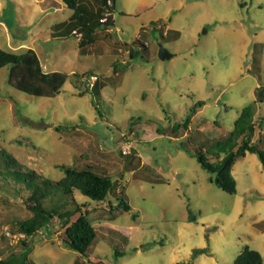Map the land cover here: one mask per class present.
<instances>
[{
    "label": "rangeland",
    "instance_id": "rangeland-1",
    "mask_svg": "<svg viewBox=\"0 0 264 264\" xmlns=\"http://www.w3.org/2000/svg\"><path fill=\"white\" fill-rule=\"evenodd\" d=\"M113 1L100 15V0H80L108 23L81 46L82 33L66 37L55 28L74 14L68 6L0 0V48L34 49L43 71L65 75L58 94L37 97L15 87L11 65L0 69V151L39 182L62 179L63 165H89L123 192L103 202L78 190L67 200L45 197L47 208H74L72 198L86 205L97 238L82 255L64 242L58 216L31 236L19 230L34 214L31 190L2 173L0 157V260L19 264L26 253V264H177L207 248L193 264H234L247 247L264 260L259 156L237 159L236 194L220 189L196 157L250 105L253 141L264 150V0ZM160 44L171 59L159 58ZM199 101L204 106L193 111Z\"/></svg>",
    "mask_w": 264,
    "mask_h": 264
},
{
    "label": "trees",
    "instance_id": "trees-1",
    "mask_svg": "<svg viewBox=\"0 0 264 264\" xmlns=\"http://www.w3.org/2000/svg\"><path fill=\"white\" fill-rule=\"evenodd\" d=\"M63 2L74 10V14L69 20L56 24L55 28L60 30L61 36L66 37H70L71 34L82 33L81 46L88 43V38L89 41L91 40L90 36L94 34L97 25L108 24L102 21L103 17L98 18L95 14L92 17L80 0H63ZM100 2L102 3V0ZM102 5L100 15L106 12V9L112 11L115 7L114 1L109 6L104 0ZM91 18H94L93 22L89 21ZM138 45L146 51L149 49L144 42H140ZM129 57L132 60L136 58L132 49ZM8 65L12 67L10 76L15 81V87L32 96L53 97L59 93L65 82V75L61 72H44L36 51L31 48L23 53H15L0 48V69ZM202 106H204V102L199 101L192 110L195 111L196 108ZM254 113L253 105L245 107L240 117L235 121L234 128L224 138L211 143L208 148H205V151L200 150L196 154L200 164L214 175L212 181L229 194L237 193V182L232 173V168L239 157L244 156L247 152L257 154L264 167V150L253 141L256 131L253 120ZM185 128H189L188 125H185ZM0 157L3 159L1 160L3 163L2 173L14 177L19 183L25 182L31 190L27 201L31 203L30 208L34 214L31 218L18 222L19 230L31 236L40 228L45 227L52 218L58 216L62 221V227L65 228L64 242L66 245L70 249L86 255L97 238V230L87 216L86 205L76 203L75 198H72V202L76 204L74 208H67L66 206L47 208L43 202L45 197L53 192L59 193L61 198L67 200L68 196H72L75 190L98 202L105 201L110 193L121 195L123 192L118 191L110 173L89 165L86 167L63 165L61 168L64 170L65 176L62 179L53 182L41 178L39 182L34 172L23 170L8 152L1 150ZM119 200L121 201L120 208L125 211H132L129 204L125 203L123 199V201L120 198ZM77 214H79L78 218L73 221V217ZM191 219L192 221L196 220L194 217ZM208 251L207 248L195 249L189 262L177 264H193L196 257L208 253ZM23 259L24 262L19 264L27 263L26 253L23 255ZM0 263L9 264L8 260H0ZM234 264H264V260L259 251L247 247L236 257Z\"/></svg>",
    "mask_w": 264,
    "mask_h": 264
},
{
    "label": "crops",
    "instance_id": "crops-1",
    "mask_svg": "<svg viewBox=\"0 0 264 264\" xmlns=\"http://www.w3.org/2000/svg\"><path fill=\"white\" fill-rule=\"evenodd\" d=\"M108 1H112V0H106V2L108 3ZM38 2H40L41 4H43V6L45 7V9L51 10L52 8L59 10L63 7V5H66L63 0H38ZM102 4H104V0H102ZM115 4V3H114ZM108 5V4H107ZM67 6V5H66ZM87 12H89L88 8H87ZM67 21V20H65ZM63 22V21H62ZM114 20L112 22V25L114 24ZM61 23V22H58ZM56 23V24H58ZM112 29V28H111ZM78 36H80V33H77ZM148 43V42H147ZM149 46V43H148ZM38 55V54H37ZM127 62V61H126ZM125 62V63H126ZM128 64V63H127ZM43 67V66H42ZM45 72V71H44ZM48 72V71H46Z\"/></svg>",
    "mask_w": 264,
    "mask_h": 264
},
{
    "label": "water",
    "instance_id": "water-1",
    "mask_svg": "<svg viewBox=\"0 0 264 264\" xmlns=\"http://www.w3.org/2000/svg\"><path fill=\"white\" fill-rule=\"evenodd\" d=\"M158 56L161 60H167V59H171L174 56V54L171 51H169L166 47H164L162 44H160ZM86 85L89 86V84Z\"/></svg>",
    "mask_w": 264,
    "mask_h": 264
},
{
    "label": "built area",
    "instance_id": "built-area-1",
    "mask_svg": "<svg viewBox=\"0 0 264 264\" xmlns=\"http://www.w3.org/2000/svg\"><path fill=\"white\" fill-rule=\"evenodd\" d=\"M107 4H108L109 6H111V5H112V2L108 1ZM102 21L105 22V21H106V18H105V19H102ZM92 78H93L94 80L97 79L96 76H92ZM123 152H124V153H127L125 146L123 147Z\"/></svg>",
    "mask_w": 264,
    "mask_h": 264
}]
</instances>
